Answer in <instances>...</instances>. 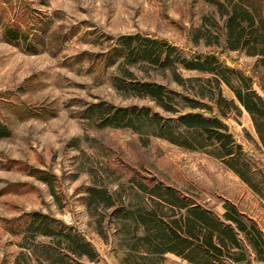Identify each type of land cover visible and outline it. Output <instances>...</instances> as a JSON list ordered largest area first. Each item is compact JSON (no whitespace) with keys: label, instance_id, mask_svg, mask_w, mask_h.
Returning a JSON list of instances; mask_svg holds the SVG:
<instances>
[{"label":"rangeland","instance_id":"1","mask_svg":"<svg viewBox=\"0 0 264 264\" xmlns=\"http://www.w3.org/2000/svg\"><path fill=\"white\" fill-rule=\"evenodd\" d=\"M218 3L229 5L228 0H0V122L10 130L0 137V264H196L170 251H146L150 239L144 238L137 212L154 210L163 219L184 212L160 196L166 187L221 218L233 206L264 231L259 225L264 144L234 90H245L244 77L264 100L263 55L226 47V15ZM8 28L25 36L7 38ZM135 33L172 45L171 62L126 61L119 38ZM159 48L164 59L168 47ZM211 55L219 70L234 67L225 71L230 84L216 70L187 68L180 61L204 62ZM139 81L163 84L173 109L139 94ZM183 95L210 108H191ZM99 100L148 107L162 121L190 110L215 114L241 144L238 159L247 163L254 187L224 161L228 157L213 153L215 144L173 143L153 134L148 120L139 130L102 125L86 111ZM32 211L55 218L45 219L54 234L31 224ZM239 237L244 244L235 250L239 259L225 262L260 264L264 247L252 257L250 242L242 232ZM82 241L92 256L77 252Z\"/></svg>","mask_w":264,"mask_h":264},{"label":"trees","instance_id":"2","mask_svg":"<svg viewBox=\"0 0 264 264\" xmlns=\"http://www.w3.org/2000/svg\"><path fill=\"white\" fill-rule=\"evenodd\" d=\"M229 5L218 3L220 13L226 15L225 19V43L226 47L232 50H245L249 54H262L264 62V1L263 0H228ZM7 38L16 39L25 36L17 29H6ZM119 42L124 49L126 61H136L137 59H147L152 63L167 64L171 62L170 53L173 46L155 36H146L138 33L121 35ZM160 43L165 44L166 55L161 59ZM172 48V49H171ZM218 59L215 55L206 56L205 61L188 60L180 58V61L187 68H199L216 70L221 74L223 80L230 84L225 71H234L233 68L226 67L219 70L218 65H211ZM241 75V74H240ZM242 76V75H241ZM245 90L235 88V94L243 106L251 113L256 130L264 144V100L257 92L248 86L244 77H241ZM139 94H144L156 99L166 109L173 107L168 103L173 100V96L167 93L163 84L151 81H139L135 85ZM189 102L191 108H207L210 106L198 99L183 95ZM88 115H97L101 124L115 126H130L134 130H139L140 123L148 120L152 124V133L164 137L169 141L188 147L198 148L207 144H215L214 154L221 157H228L224 161L236 171L243 179L250 183L247 177L248 165L238 159L242 153L241 144L235 140L228 126L215 114L205 115L199 110H190L180 113L177 118L168 117L161 120L162 116L157 112H151L148 107L137 105L122 106L108 103L104 100L90 103L87 107ZM170 120L176 121L173 123ZM178 128V129H177ZM175 129H177L175 131ZM10 134L8 127L0 122V137ZM197 136L202 137L199 141ZM236 159L241 167L233 163ZM48 180L46 176H40ZM253 187L254 185L251 184ZM91 191H99L95 187H90ZM160 196L169 204L184 209L178 215L173 213L168 219H163L154 210L138 211L137 219L146 230L144 238L150 239V244L146 247L147 252H173L183 256L185 259L196 264H229L224 258L239 259L235 257V250L243 249L239 233L242 232L253 248L258 252V248L264 247V241L259 229L253 222H248L241 217L233 206L223 213V218L214 214L210 209L198 203L186 202L172 188L163 189ZM34 221L32 225H37V230L43 234L52 235L54 229L46 222V218L51 217L47 213L32 211ZM69 234V233H68ZM139 240L143 237H138ZM78 238L73 240L77 242ZM77 247H81L78 253H85L92 256L87 243L81 242ZM77 250L76 247H72Z\"/></svg>","mask_w":264,"mask_h":264},{"label":"crops","instance_id":"3","mask_svg":"<svg viewBox=\"0 0 264 264\" xmlns=\"http://www.w3.org/2000/svg\"><path fill=\"white\" fill-rule=\"evenodd\" d=\"M259 225H261L262 226L261 229L264 230V224H262L261 221H259ZM261 235H262V238H263V241H264V231L261 233ZM247 247H248V249H249L252 257L255 256V252H257V251L255 250V248H253V246L251 245V243H249V245H247ZM255 257H257V256H255ZM259 263L260 264H264V254L260 258Z\"/></svg>","mask_w":264,"mask_h":264}]
</instances>
